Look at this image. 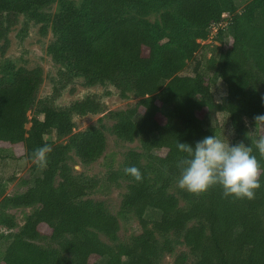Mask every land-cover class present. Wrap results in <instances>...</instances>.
Returning a JSON list of instances; mask_svg holds the SVG:
<instances>
[{"label":"trees","instance_id":"16d2710c","mask_svg":"<svg viewBox=\"0 0 264 264\" xmlns=\"http://www.w3.org/2000/svg\"><path fill=\"white\" fill-rule=\"evenodd\" d=\"M54 1L55 13L44 10ZM129 8L136 13L129 15ZM148 8L165 10L151 23L142 17ZM20 16L51 22L56 41L49 52L66 69L60 86L36 104L40 68L12 69L0 78V151L11 149L1 160L33 161L35 150L51 149L46 166L37 160L32 166L42 169L26 190L0 198V227L8 230L0 235L6 242L0 264H163L165 256L170 264H264V155L255 149L264 136V121H255L264 115V0H247L242 9L236 0H0V39ZM224 19L217 32L226 48L205 63L196 60L204 47L197 40ZM188 61H194L193 74H181ZM75 78L139 97L109 112L117 138L139 139L142 146L128 151L124 163L138 168L142 181L122 172L129 182L120 211L141 225L126 242L118 241L119 222L104 203L85 198L94 184L67 164L71 148L88 164L106 145L95 127L71 135L75 114L104 109L98 95L55 104L60 88ZM217 79L225 87L219 101L212 91ZM217 114L227 116L233 139L251 146L260 164L261 187L252 200L226 197L218 185L200 194L179 186L178 163L186 154L177 142L194 146L217 137L218 126L206 124ZM248 122L262 128L258 138L248 135ZM52 133L69 140L53 144ZM20 207L32 211L17 227L10 209ZM148 208L160 211L159 219L147 221Z\"/></svg>","mask_w":264,"mask_h":264},{"label":"rangeland","instance_id":"374dc122","mask_svg":"<svg viewBox=\"0 0 264 264\" xmlns=\"http://www.w3.org/2000/svg\"><path fill=\"white\" fill-rule=\"evenodd\" d=\"M79 2L80 0H74ZM247 0H236L238 9H242ZM58 8V2L54 1L50 6L45 8L49 13H55ZM138 10V9H137ZM165 8H148L146 14L142 15L143 18L153 23L160 19V15L164 12ZM135 8H129L128 14H133ZM138 13V12H137ZM224 16H226L224 14ZM141 17V16H139ZM19 22L11 27L7 32L4 39H0V78L8 75L12 69L25 68L27 70H33L40 68L42 72V83L37 90L35 104L38 100L49 96L55 86H60L62 83V73L66 69L64 64L55 60L53 55L49 52L50 47L56 41V35L52 30L51 22L29 20L23 16L19 17ZM221 26L227 25V20L220 22ZM207 38L197 41L204 45L195 54V59H200L205 63V60L211 56L213 51L219 52L221 49H225V44L218 37V28L208 29ZM164 41V40H162ZM161 41V42H162ZM194 61H188L186 67L180 72L181 74H193L192 67ZM213 74V72L209 71ZM60 88V94L55 100V104L58 106L68 105L69 103L84 98L86 95L95 94L101 99L104 105V109L101 112L75 114L74 115V127L72 134L83 132L90 127H95L102 130L105 136L106 145L103 154L94 162L85 164L76 155L74 148L69 151V159L67 164L72 170V173L94 184V188L85 196L96 201H102L106 210L113 214L119 222L118 241L126 242L131 235L141 233V225L138 218L132 213H123L120 211L121 201L124 194L127 192L128 179L126 180L122 172L124 171V163L126 153L130 150L142 151V146L139 139H135L133 142H125L117 138L112 132V125L115 120L109 116V112L122 110L130 105H133L139 97L134 93L128 92L126 97L121 95L120 89L114 87L110 83L103 82L94 85H86L82 78H75L68 81ZM214 97L216 100H220L221 96L225 92V87L220 79H217L212 87ZM261 94L264 95V87L260 88ZM33 113L32 110H28L27 117L30 119ZM217 125L219 132L217 137L222 139L225 143L236 144L241 141H235L233 139L228 118L226 115L217 114L211 115L207 118L206 124ZM31 123H26L25 127L29 128ZM248 125V135L255 139L260 136L261 129L257 126ZM49 139L53 144L67 143L69 138H56L55 133L49 136ZM10 147L4 148L0 151V198L3 195H12L20 193L31 185L32 178L41 173L42 168L34 169L32 166L36 162V158L33 161H28L26 158L16 160L15 158L7 157L1 160V156L8 155L10 153ZM41 167V166H40ZM115 175V176H114ZM59 178H56V182ZM28 182L26 183V181ZM32 211L30 207H20L10 209V212L14 215L17 227L22 225L26 216ZM160 211L154 208H148L145 213V219L152 222L159 219ZM8 230L4 227H0V235L5 234ZM101 238L107 242H110L106 237ZM6 242H0V258L1 252L4 250ZM179 249L184 250L182 246ZM172 257L165 256L163 264H170Z\"/></svg>","mask_w":264,"mask_h":264},{"label":"clouds","instance_id":"9594fccd","mask_svg":"<svg viewBox=\"0 0 264 264\" xmlns=\"http://www.w3.org/2000/svg\"><path fill=\"white\" fill-rule=\"evenodd\" d=\"M255 121H264V115L255 117ZM178 151L186 156L178 163L180 168L179 186L193 194L206 192L218 185L226 197L237 199L255 198L256 190L261 187V167L253 148L244 142L225 143L215 135L206 136L195 142V145L177 142ZM255 149L264 155V136L255 141ZM51 149L40 147L34 156L40 166H46V154ZM136 181L143 176L135 166L125 168Z\"/></svg>","mask_w":264,"mask_h":264},{"label":"built area","instance_id":"2783aa9c","mask_svg":"<svg viewBox=\"0 0 264 264\" xmlns=\"http://www.w3.org/2000/svg\"><path fill=\"white\" fill-rule=\"evenodd\" d=\"M219 27H221V24H220V23H218V24H214V25H212L210 28H211V29H216V28H219Z\"/></svg>","mask_w":264,"mask_h":264}]
</instances>
